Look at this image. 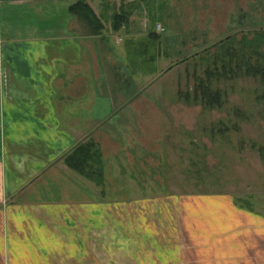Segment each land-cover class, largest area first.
Listing matches in <instances>:
<instances>
[{
    "label": "crops",
    "instance_id": "1",
    "mask_svg": "<svg viewBox=\"0 0 264 264\" xmlns=\"http://www.w3.org/2000/svg\"><path fill=\"white\" fill-rule=\"evenodd\" d=\"M76 1L0 0V264H264V215L250 206L194 194L180 204L185 219L155 205L158 219L143 224L140 201L149 199L102 200L106 185L69 167L88 135L106 159L111 143L114 159H126L117 154L140 127L133 0H86L104 25L97 34L70 10ZM176 224L173 248L157 231L150 241L136 230Z\"/></svg>",
    "mask_w": 264,
    "mask_h": 264
},
{
    "label": "rangeland",
    "instance_id": "2",
    "mask_svg": "<svg viewBox=\"0 0 264 264\" xmlns=\"http://www.w3.org/2000/svg\"><path fill=\"white\" fill-rule=\"evenodd\" d=\"M104 1L110 7L118 5H111L112 0ZM133 2L132 21L140 30L138 41L146 44L136 62L140 116L133 119L138 118L134 123L140 125L136 130L139 139L123 141V147H129L117 155L124 154L126 159H114L118 152L115 143L110 144L113 152L108 153L109 159H106L97 140L99 137L88 135L81 141L91 139L102 153V185H106L108 192L97 193V197L106 201L149 199L146 203L140 201L139 215L143 224L158 219L155 205H164L167 219H185L180 204L190 205L194 194L212 201L216 200L211 196L221 202L232 203L233 200L240 207L250 206L264 215V154L261 153L264 149V83L244 70L215 75L211 83L214 91L221 92V104L202 98L197 85L199 77L207 76L206 67L214 68L211 61L217 48L214 44L233 35L236 38L233 45L239 48L237 41L243 34L251 37L253 30L264 29V0ZM124 9L127 10L125 6ZM158 25L164 30H158ZM151 32L160 36L154 45L149 41ZM124 37L129 38L126 34ZM137 48L138 45L134 46ZM203 53L208 60L206 63L199 58ZM133 56L136 55L133 53ZM182 59L186 60L180 61ZM177 61L180 62L168 69ZM150 69L153 72L149 75ZM125 116L126 120H132L131 115ZM152 128L154 131L149 132ZM97 169L98 165L92 168ZM167 193L174 195L168 200L154 199ZM222 194L231 197L217 196ZM127 230L124 229L125 235ZM136 230L141 237H150V241L151 230L157 231L152 235H160V242H174L167 244L173 248L172 244L181 237L182 228L176 224L166 229L142 227Z\"/></svg>",
    "mask_w": 264,
    "mask_h": 264
},
{
    "label": "trees",
    "instance_id": "3",
    "mask_svg": "<svg viewBox=\"0 0 264 264\" xmlns=\"http://www.w3.org/2000/svg\"><path fill=\"white\" fill-rule=\"evenodd\" d=\"M70 10L89 26L93 33H99L104 27L102 20L95 13L88 1L77 0L70 6ZM114 18L115 24L113 27L114 29H118L125 23L128 15L125 11L120 13L116 12ZM159 39L160 36L158 33L151 32V39L149 38V41H151L152 45ZM234 42H236V38L230 35L219 43L214 44L215 48L217 47L213 52L214 54L211 60L214 68L210 66L206 67L205 73L207 76L205 78L199 77L197 85L201 89L202 98H206V101L209 103L214 104L215 102L221 104L222 102L221 92L219 90L214 91L211 83L215 75L222 76L227 73L244 70L245 73L251 76L259 77L264 83V29L253 30L251 37L243 34L241 40L237 41L240 46L239 48L234 47ZM137 45L138 48L134 50L136 57L143 55V49H145L146 44L138 41ZM210 55L212 54L210 53ZM199 58L204 62L207 60L204 53ZM184 60L186 59L180 61ZM180 61L173 63L168 69ZM90 140H87V143H77L67 155L66 161L70 168L80 172L81 175L94 182L102 184L104 180L103 159H100L102 153L98 149L97 144ZM261 153L264 154V149H261ZM94 165H98V169L95 171L92 170Z\"/></svg>",
    "mask_w": 264,
    "mask_h": 264
},
{
    "label": "built area",
    "instance_id": "4",
    "mask_svg": "<svg viewBox=\"0 0 264 264\" xmlns=\"http://www.w3.org/2000/svg\"><path fill=\"white\" fill-rule=\"evenodd\" d=\"M157 29H158V30H164L163 27H162L161 25H158V26H157Z\"/></svg>",
    "mask_w": 264,
    "mask_h": 264
}]
</instances>
